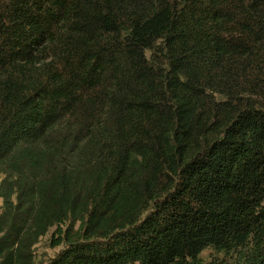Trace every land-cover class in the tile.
Instances as JSON below:
<instances>
[{
	"label": "trees",
	"instance_id": "16d2710c",
	"mask_svg": "<svg viewBox=\"0 0 264 264\" xmlns=\"http://www.w3.org/2000/svg\"><path fill=\"white\" fill-rule=\"evenodd\" d=\"M0 199V264H264V0H0Z\"/></svg>",
	"mask_w": 264,
	"mask_h": 264
},
{
	"label": "rangeland",
	"instance_id": "374dc122",
	"mask_svg": "<svg viewBox=\"0 0 264 264\" xmlns=\"http://www.w3.org/2000/svg\"><path fill=\"white\" fill-rule=\"evenodd\" d=\"M150 56V53H148ZM3 200L0 199V215L2 213ZM54 230H52L41 242L37 245L35 253L38 264L47 263L52 259L56 258L63 250V247L52 249L50 247V241ZM214 251L208 250L201 255V260L205 264H209L213 260Z\"/></svg>",
	"mask_w": 264,
	"mask_h": 264
}]
</instances>
